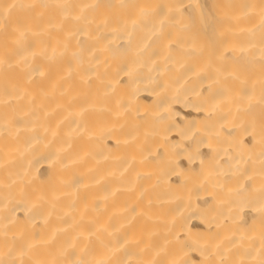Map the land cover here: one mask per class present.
I'll return each instance as SVG.
<instances>
[{"label": "bare ground", "instance_id": "obj_1", "mask_svg": "<svg viewBox=\"0 0 264 264\" xmlns=\"http://www.w3.org/2000/svg\"><path fill=\"white\" fill-rule=\"evenodd\" d=\"M0 264H264V0H0Z\"/></svg>", "mask_w": 264, "mask_h": 264}]
</instances>
